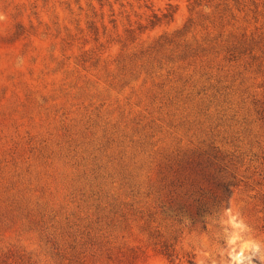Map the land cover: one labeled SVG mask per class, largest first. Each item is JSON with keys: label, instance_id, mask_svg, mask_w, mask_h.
Segmentation results:
<instances>
[{"label": "rangeland", "instance_id": "374dc122", "mask_svg": "<svg viewBox=\"0 0 264 264\" xmlns=\"http://www.w3.org/2000/svg\"><path fill=\"white\" fill-rule=\"evenodd\" d=\"M0 14V264H211L229 208L264 241V0Z\"/></svg>", "mask_w": 264, "mask_h": 264}, {"label": "clouds", "instance_id": "9594fccd", "mask_svg": "<svg viewBox=\"0 0 264 264\" xmlns=\"http://www.w3.org/2000/svg\"><path fill=\"white\" fill-rule=\"evenodd\" d=\"M4 19L0 14V21ZM224 216L227 217L221 222L224 246L219 249V259L210 252H204L205 259H210L211 264H264V241L251 235V227L239 212L233 214L229 208ZM197 264H205V260H198Z\"/></svg>", "mask_w": 264, "mask_h": 264}]
</instances>
